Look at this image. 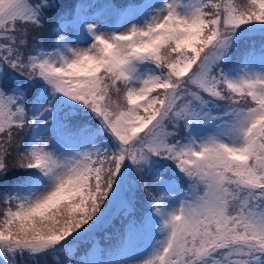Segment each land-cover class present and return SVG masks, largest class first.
Returning a JSON list of instances; mask_svg holds the SVG:
<instances>
[{
    "label": "snow or ice",
    "instance_id": "6c2138e0",
    "mask_svg": "<svg viewBox=\"0 0 264 264\" xmlns=\"http://www.w3.org/2000/svg\"><path fill=\"white\" fill-rule=\"evenodd\" d=\"M0 264H264V0H0Z\"/></svg>",
    "mask_w": 264,
    "mask_h": 264
},
{
    "label": "rangeland",
    "instance_id": "374dc122",
    "mask_svg": "<svg viewBox=\"0 0 264 264\" xmlns=\"http://www.w3.org/2000/svg\"><path fill=\"white\" fill-rule=\"evenodd\" d=\"M91 1L92 0H77V2H82L84 5L89 7H91L90 6V4L92 3ZM94 2H95L94 6L91 7L94 18H105L106 5L108 3L115 2V3L123 4L130 2V0H94ZM185 187L187 186L185 185ZM121 227H122V221L118 218V216H114L113 220L110 222V226H107L104 230H102L96 237H94V239L98 241L100 247L107 248L110 245L116 243L117 237L119 235V230Z\"/></svg>",
    "mask_w": 264,
    "mask_h": 264
},
{
    "label": "trees",
    "instance_id": "16d2710c",
    "mask_svg": "<svg viewBox=\"0 0 264 264\" xmlns=\"http://www.w3.org/2000/svg\"><path fill=\"white\" fill-rule=\"evenodd\" d=\"M106 227H107V226H106ZM107 229H108V228H107ZM101 234H102V233H101ZM102 235H103V234H102ZM61 258L63 259L64 257H60V259H61Z\"/></svg>",
    "mask_w": 264,
    "mask_h": 264
}]
</instances>
